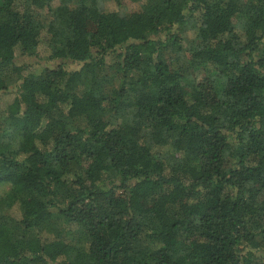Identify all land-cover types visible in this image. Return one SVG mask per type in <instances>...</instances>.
<instances>
[{
	"label": "trees",
	"instance_id": "trees-1",
	"mask_svg": "<svg viewBox=\"0 0 264 264\" xmlns=\"http://www.w3.org/2000/svg\"><path fill=\"white\" fill-rule=\"evenodd\" d=\"M108 1L0 0V264H264V0Z\"/></svg>",
	"mask_w": 264,
	"mask_h": 264
},
{
	"label": "rangeland",
	"instance_id": "rangeland-1",
	"mask_svg": "<svg viewBox=\"0 0 264 264\" xmlns=\"http://www.w3.org/2000/svg\"><path fill=\"white\" fill-rule=\"evenodd\" d=\"M107 7L109 9H124L128 12H135L140 8L139 3L132 0H120L119 2L118 0H110L107 2ZM11 97H13L11 94H6L0 97V105H3V103L7 100H11ZM9 251L11 252V249H9Z\"/></svg>",
	"mask_w": 264,
	"mask_h": 264
}]
</instances>
